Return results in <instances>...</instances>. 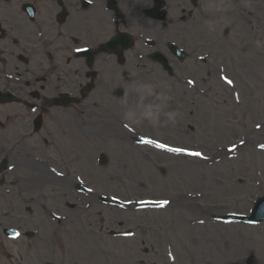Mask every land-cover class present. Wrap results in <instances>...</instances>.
I'll use <instances>...</instances> for the list:
<instances>
[{
	"label": "flooded vegetation",
	"instance_id": "af4514ba",
	"mask_svg": "<svg viewBox=\"0 0 264 264\" xmlns=\"http://www.w3.org/2000/svg\"><path fill=\"white\" fill-rule=\"evenodd\" d=\"M79 0H0V86L2 92L12 95L15 100L0 108V115H3L9 122L10 128L20 134V124L23 118L29 113L28 103L32 99L31 91L43 92L45 87L50 88V81L58 85L61 81L64 84L74 87L87 82V64L85 58L73 55V49L80 43L81 39H87V27L81 23L76 30H79V37L66 31L69 42L59 34H52L50 29H58L54 18L62 8L67 10L74 8ZM32 3L35 8V16L30 20L22 11L24 3ZM134 5H131L130 12H133ZM172 10V9H170ZM70 12V11H69ZM188 14L181 10L180 15L173 18L165 17L163 31L173 27L174 19L178 22L187 20ZM131 23L138 22L134 17H129ZM68 25V20L66 21ZM100 48L96 49V56ZM94 62V61H93ZM53 69L56 73L54 80L44 78L40 82L39 75L44 70ZM40 104L46 100L44 94H38ZM13 124V125H12ZM13 148L15 161L27 165L28 160L19 157L16 152L18 144ZM13 144V145H14ZM24 179L8 181L9 199L15 204H21L28 198V189L23 184L28 180L27 175L19 174Z\"/></svg>",
	"mask_w": 264,
	"mask_h": 264
},
{
	"label": "rangeland",
	"instance_id": "374dc122",
	"mask_svg": "<svg viewBox=\"0 0 264 264\" xmlns=\"http://www.w3.org/2000/svg\"><path fill=\"white\" fill-rule=\"evenodd\" d=\"M208 118H212L215 121H219L216 118L213 117H208ZM217 127L220 126L219 123L216 124ZM208 129H206V133L205 135H208ZM230 143V141L228 142ZM248 157V154H242L241 156L239 155V159H243ZM167 161L164 164L161 165H165L166 166V177H159V181L156 180V178L154 176H152L151 174L148 175V169L149 166L146 165H142L143 160L141 161L139 159L138 163L141 166V174L145 175L147 178V181H144L142 184L143 186H139L137 183H129V182H124V188L125 189H130V190H137L138 188H141V190L143 191H147L149 192V195H156L155 192H157L158 190H163V191H169L173 188H176L174 183L177 184H181L183 186L184 190H188V191H201L202 189H206L207 187L209 188L210 185L213 186L214 182H213V175H216L217 177H219V173L220 171H212V172H205L203 177H197L198 173H199V169L200 166L198 165L197 161H191V160H186V159H181V158H175L178 162H177V166L180 167L178 170H174L172 173L170 170H168V164L170 163V158L172 157H167ZM239 159L236 162V177H243V171L242 169L244 168V166H240V162ZM158 160H163V158L158 157ZM174 160H172L173 162ZM240 168V169H239ZM239 169V170H238ZM179 171H182L183 174L178 176L177 173ZM94 182L97 183H102L99 180H95ZM221 183V189H223L226 185L224 180H220L219 181ZM231 183H233V180H231L230 182V187H231ZM206 186V187H205ZM100 187V186H97ZM109 188H111V186H109ZM112 189V188H111ZM231 189L236 191V198H237V207L239 209H241L244 204L248 203L249 199H252V195L251 196H245V197H249V199H246L241 192L243 190H247L245 187H240L239 185H236V188H232ZM230 189V191H231ZM214 190V189H213ZM151 192V193H150ZM195 193V192H194ZM224 197H228L229 194H225V192L221 191L220 192ZM218 195V192L217 194ZM206 201H212V199L209 198H205Z\"/></svg>",
	"mask_w": 264,
	"mask_h": 264
},
{
	"label": "snow or ice",
	"instance_id": "6c2138e0",
	"mask_svg": "<svg viewBox=\"0 0 264 264\" xmlns=\"http://www.w3.org/2000/svg\"><path fill=\"white\" fill-rule=\"evenodd\" d=\"M191 83V81H190ZM228 83H231V81H228ZM145 143H154L153 141H145ZM156 147L158 148H161V149H165L169 152H174V153H185L186 155H191V156H196V157H201L202 154L199 153V152H188L187 150L185 149H181V148H172V147H168L167 145L165 144H161V143H157L156 144ZM262 148H264V145L261 146ZM89 191H91V189H89ZM141 203H146L144 201H141ZM168 203H170L169 201L167 200H164V201H159L158 204L159 206H165L167 205Z\"/></svg>",
	"mask_w": 264,
	"mask_h": 264
}]
</instances>
